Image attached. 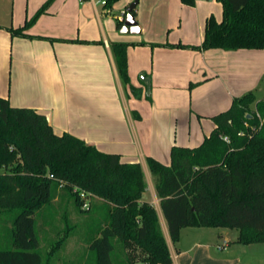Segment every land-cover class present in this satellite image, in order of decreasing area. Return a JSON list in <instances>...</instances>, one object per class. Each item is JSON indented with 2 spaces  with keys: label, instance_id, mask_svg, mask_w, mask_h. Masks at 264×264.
Segmentation results:
<instances>
[{
  "label": "crops",
  "instance_id": "crops-1",
  "mask_svg": "<svg viewBox=\"0 0 264 264\" xmlns=\"http://www.w3.org/2000/svg\"><path fill=\"white\" fill-rule=\"evenodd\" d=\"M103 1L0 0V97L44 113L56 133L139 162L146 180L141 201L154 205L173 264H248L239 250L249 244H233L227 228L184 227L173 242L147 159L170 165L173 146L201 145L216 127L214 115L245 93L264 91V49L201 47L207 20L222 21V0H196L194 6L121 0L112 9ZM131 1H137V34L118 27ZM45 4L24 31L31 37L10 31ZM115 43L127 44L128 83ZM73 250L56 264H86L88 246Z\"/></svg>",
  "mask_w": 264,
  "mask_h": 264
},
{
  "label": "trees",
  "instance_id": "trees-1",
  "mask_svg": "<svg viewBox=\"0 0 264 264\" xmlns=\"http://www.w3.org/2000/svg\"><path fill=\"white\" fill-rule=\"evenodd\" d=\"M117 1L104 5L112 9ZM222 1L223 19L207 20L201 47L264 49V0ZM182 2L194 6L196 0ZM46 7L10 31L31 37L24 31ZM112 47L128 83L127 44ZM212 119L216 127L201 145L172 147L170 165L147 159L170 236L179 241L184 227L231 228L239 230L238 243H263L264 99L245 93ZM145 189L139 162H124L120 154L103 152L69 132L56 133L44 113L0 97V218L8 215L11 225L10 247H0V264H56L57 253L77 233V224L65 218L69 226L58 231L61 239L42 251V236L56 232L51 215L56 200L67 207L66 217L70 203L89 213L80 242L89 248L86 264L92 252L96 264H173L154 205L141 201ZM40 218L42 228H53L42 236ZM132 244L140 253L128 251Z\"/></svg>",
  "mask_w": 264,
  "mask_h": 264
},
{
  "label": "rangeland",
  "instance_id": "rangeland-1",
  "mask_svg": "<svg viewBox=\"0 0 264 264\" xmlns=\"http://www.w3.org/2000/svg\"><path fill=\"white\" fill-rule=\"evenodd\" d=\"M121 0H118L117 2H119ZM116 2V3H117ZM133 1H131L132 3ZM116 3L113 4V7L115 8ZM129 3V5L131 4ZM127 5V6H129ZM224 16V7L223 10L220 13V17L221 20ZM257 98H263L264 97V91L262 92H255ZM59 201L61 200H56L55 201V206H51V215H52V222L53 225H55L56 229L54 232V229L52 227H50V229L52 228L53 230L49 233H47V236H42V232H45L50 230L47 229L45 230L44 228H42L40 226V223H42L41 218L38 220V229H39V233L40 236H42V238L45 239V242L43 243V247H42V251H48L50 249L51 243H53V241H55L56 239H61V236L63 234H61L60 231L61 228H65L69 225H67V222L65 218H68L72 223L77 224V233H74V235L70 236L67 242V247H66V251L62 252L61 250L57 253V256L55 259H57L58 256H61V254H69L72 253L73 248L76 246H80L81 245V239L82 236L84 235L83 231L84 229V223L85 221L88 219L89 213H87L86 211H80L78 209H76V207L70 203V205L68 206V215L67 217L65 216L66 212V206H62L61 208V203H59ZM88 203V202H87ZM90 207V204H85L83 206V209L87 210ZM64 218V219H63ZM10 219V217L8 215H2V217L0 218V247H10V243H11V237H10V230L9 227L11 226L10 224H8V220ZM86 224V223H85ZM49 227V226H48ZM54 227V226H53ZM200 230L203 231H211V229H216V228H199ZM226 231H228V238L232 240L233 244L234 243H238L237 241V237L239 234V230L238 229H231V228H227L225 229ZM75 232V231H74ZM244 247V250L240 251L239 250V256L243 258V260L248 263V264H264V242L262 243H251L249 245H241ZM240 246V247H241ZM234 251H238V249L236 247L233 248ZM140 246L137 244H132V246L129 248L128 251H130L131 253H140ZM74 251V250H73ZM76 259V258H75ZM89 264H96V259H95V253L92 252L89 256ZM140 264V263H139Z\"/></svg>",
  "mask_w": 264,
  "mask_h": 264
},
{
  "label": "water",
  "instance_id": "water-1",
  "mask_svg": "<svg viewBox=\"0 0 264 264\" xmlns=\"http://www.w3.org/2000/svg\"><path fill=\"white\" fill-rule=\"evenodd\" d=\"M137 1L131 3L126 9V15L123 18V25L121 27L122 33L137 34L141 31L133 11L136 9ZM250 117V115H249Z\"/></svg>",
  "mask_w": 264,
  "mask_h": 264
},
{
  "label": "built area",
  "instance_id": "built-area-1",
  "mask_svg": "<svg viewBox=\"0 0 264 264\" xmlns=\"http://www.w3.org/2000/svg\"><path fill=\"white\" fill-rule=\"evenodd\" d=\"M103 4H105V0L103 1ZM126 15V11H124L120 16V21H123L124 16ZM242 134V133H241ZM226 140H228L227 137H225Z\"/></svg>",
  "mask_w": 264,
  "mask_h": 264
}]
</instances>
